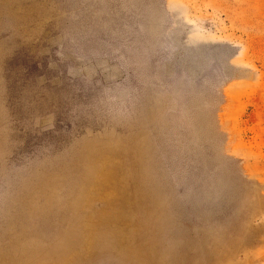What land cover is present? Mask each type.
<instances>
[{
	"label": "rangeland",
	"instance_id": "obj_1",
	"mask_svg": "<svg viewBox=\"0 0 264 264\" xmlns=\"http://www.w3.org/2000/svg\"><path fill=\"white\" fill-rule=\"evenodd\" d=\"M0 264H264V0H0Z\"/></svg>",
	"mask_w": 264,
	"mask_h": 264
}]
</instances>
